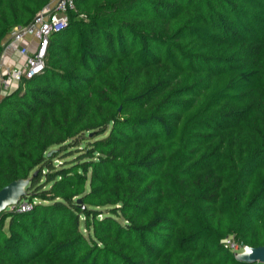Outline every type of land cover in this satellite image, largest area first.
<instances>
[{
    "label": "trees",
    "instance_id": "16d2710c",
    "mask_svg": "<svg viewBox=\"0 0 264 264\" xmlns=\"http://www.w3.org/2000/svg\"><path fill=\"white\" fill-rule=\"evenodd\" d=\"M49 2L0 0V54ZM18 180L0 264H245L222 242L264 246V0H76L0 98Z\"/></svg>",
    "mask_w": 264,
    "mask_h": 264
},
{
    "label": "built area",
    "instance_id": "2783aa9c",
    "mask_svg": "<svg viewBox=\"0 0 264 264\" xmlns=\"http://www.w3.org/2000/svg\"><path fill=\"white\" fill-rule=\"evenodd\" d=\"M75 10L76 0H50L31 24L16 27L9 34L0 54V98L17 89L24 78L31 79L44 70L51 38L68 26L70 13ZM14 54L21 60L10 63ZM31 209L29 202L21 201L9 210L24 213ZM222 244L235 254L244 248L233 237Z\"/></svg>",
    "mask_w": 264,
    "mask_h": 264
},
{
    "label": "water",
    "instance_id": "95a60500",
    "mask_svg": "<svg viewBox=\"0 0 264 264\" xmlns=\"http://www.w3.org/2000/svg\"><path fill=\"white\" fill-rule=\"evenodd\" d=\"M29 183V180H18L0 191V215L22 201ZM235 255L238 261L245 264H264V246L258 248L246 246L241 253Z\"/></svg>",
    "mask_w": 264,
    "mask_h": 264
},
{
    "label": "rangeland",
    "instance_id": "374dc122",
    "mask_svg": "<svg viewBox=\"0 0 264 264\" xmlns=\"http://www.w3.org/2000/svg\"><path fill=\"white\" fill-rule=\"evenodd\" d=\"M85 145H86V142L85 141H82L81 142V145H80V149L79 148H72V150H73V152L74 153H76L77 151H79V150H81V148H84L85 147ZM68 150H70V149H68ZM76 155H77V153H76ZM74 156H75V154H74ZM71 158H73V156L72 157H69L68 159H71ZM63 161L62 160H56V163L58 164V165H61V163H62ZM37 202V201H36ZM10 211V210H9ZM8 220L5 222V229L6 230H8ZM239 253H241V252H239Z\"/></svg>",
    "mask_w": 264,
    "mask_h": 264
},
{
    "label": "crops",
    "instance_id": "0c3cea01",
    "mask_svg": "<svg viewBox=\"0 0 264 264\" xmlns=\"http://www.w3.org/2000/svg\"><path fill=\"white\" fill-rule=\"evenodd\" d=\"M12 58L10 60H8L10 63H14L15 61H20V57H18L17 54H14L13 56H11Z\"/></svg>",
    "mask_w": 264,
    "mask_h": 264
}]
</instances>
